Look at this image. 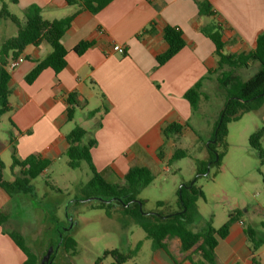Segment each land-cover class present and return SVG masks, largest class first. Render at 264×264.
I'll list each match as a JSON object with an SVG mask.
<instances>
[{
    "label": "crops",
    "instance_id": "crops-1",
    "mask_svg": "<svg viewBox=\"0 0 264 264\" xmlns=\"http://www.w3.org/2000/svg\"><path fill=\"white\" fill-rule=\"evenodd\" d=\"M209 2L216 13L215 19L224 27L226 53L254 51L258 37L264 34V0ZM4 3L23 24L26 22L24 12L31 6L41 8L43 19L50 22L76 15L62 40L68 54L67 66L61 73L57 75L48 68L32 84L25 81L37 63L52 53L47 42L29 45L22 54L25 61L9 71L11 111L0 121L8 122L13 137L11 133L8 139L0 136V160L8 150L12 154L13 149L21 161L37 156L51 162L41 175L46 176L54 162L66 155L69 147L66 136L80 125L88 133L86 141L91 138L97 141L91 151L93 164L107 180L123 183L133 167L148 168L154 176L169 172L176 145L165 139L163 129L172 123L186 124L192 120L195 113L185 94L207 77L209 70L218 68L215 45L201 32L211 20L200 15L195 0H114L97 14L69 6L67 0H18L17 4L0 0V11ZM10 5L20 15L12 13ZM3 21L6 20L0 21V26L7 27ZM167 25L183 31L186 46L165 65L159 66L157 58L169 47L164 39ZM151 28L150 32L146 31ZM16 35L0 33V49L7 39ZM85 41L93 42V46L84 54H77L76 46ZM114 46L123 47L125 54L115 52ZM216 76H210L205 82V93ZM71 94L77 95L79 104L73 120L68 117ZM93 100L98 106L87 109ZM207 105L203 100L198 111L207 126L212 122V137L219 112L213 108L207 116L204 113ZM96 110L100 112L91 116ZM262 111L264 105L254 112ZM19 173L20 168L15 169L11 180ZM30 199L33 194L9 196L0 189V212L9 216L0 227V264H24L26 261L25 254L8 233L16 231L11 225L12 205L27 203ZM165 208L166 213L178 211V201ZM254 214L264 219V205L254 207ZM245 226L246 221L241 218L232 225L228 237L220 240L216 248L219 264H264V244L253 253ZM256 226L253 228L264 237V220ZM166 244L168 252L155 251L151 245L142 264H192L187 259L191 252L181 253L179 239ZM143 248L142 243L136 257H141Z\"/></svg>",
    "mask_w": 264,
    "mask_h": 264
},
{
    "label": "trees",
    "instance_id": "trees-1",
    "mask_svg": "<svg viewBox=\"0 0 264 264\" xmlns=\"http://www.w3.org/2000/svg\"><path fill=\"white\" fill-rule=\"evenodd\" d=\"M114 0H67L69 6H76L79 10H85L97 14ZM17 4L18 0H11ZM199 13L202 17L210 19L211 22L201 28V32L209 38L215 45V56L218 60V68L209 70V75L199 81L193 88L185 94L191 105L193 113L199 110L203 100L208 99L207 93L203 91L204 84L210 76L217 75L219 89L225 92V104L214 125L212 138L207 145L209 158L207 161L198 162V176L205 175L208 167H217L218 175L227 150V138L229 135V124L239 122L245 115L259 110L264 105V34H261L256 42L254 51L250 53L228 54L226 53L227 43L223 40L224 27L215 19L216 13L209 0H195ZM26 22L21 21L8 10L4 3L0 11V21L6 20L16 25L18 33L15 37L7 39L0 49V120L11 111L10 105V72L7 67L12 60L19 58L29 45L39 46L42 42H47L52 53L43 61L37 63L33 71L25 78L28 84H32L40 74L51 68L58 75L67 66V49L63 45V37L71 27L76 14L61 20L47 21L42 17V10L37 6H31L24 12ZM152 30H146L150 32ZM164 39L168 44V50L157 58L159 66L165 65L175 57L185 46L184 33L180 28L167 25L164 28ZM93 46V42L85 41L76 46L75 52L84 54ZM252 64H258V71L247 81H242L236 74L239 69H248ZM68 117L74 119L77 102V95L71 94L68 99ZM100 110L91 113V116L98 114ZM224 114L223 118L222 115ZM222 118V120H221ZM191 129L190 124L172 123L163 129V135L167 141L176 145V149L171 160L172 164L176 160L186 158L187 152L178 146L180 145L185 130ZM194 131V130H193ZM87 131L80 125H76L66 136L69 145L66 152L68 166L72 170L81 167L82 162L88 164L93 177L88 187L104 192L109 200L121 199L111 203L129 207H124L127 214L131 216L146 232L147 239L152 242L153 250H165L168 252L167 241L179 239L181 241V253L191 254L187 259L192 264H219L216 258V248L220 240L228 237L232 225L241 219L240 215L230 214L228 222L219 230L209 224L202 231H194L191 226L194 224L198 214L197 203L200 198H204L202 190L192 183L183 186L178 192V211L171 213H147L141 211L140 205L134 200L139 199L144 189L154 181V174L145 167H133L125 175L123 183H113L107 180L104 174L99 173L92 160V149L97 146V141L93 138L86 141ZM11 137L13 134L11 132ZM250 146L259 156L260 163L264 165V128L256 131L249 140ZM219 148L223 151L219 152ZM12 169L20 168V173L11 181L4 177V165L0 160V189L9 196L21 193L34 194L33 181L40 177L50 166L51 162L43 160L37 156H30L26 160L18 159L16 149L12 153ZM264 180V178H263ZM159 204L158 207H163ZM103 207L105 205L103 204ZM8 214L0 212V227L8 221ZM245 235L251 244L253 253L264 244V237H261L256 229L250 226L244 227ZM8 235L26 256L24 264H40L39 256L26 245L24 235L19 232H9ZM61 246L66 253L73 256L77 253V242L72 237L62 236ZM60 242V241H59ZM60 244V243H59ZM142 247V242L138 243L133 250L124 252L121 250L107 251L103 258L97 260L95 264H103L104 259L110 257L112 264H127L135 259ZM55 254L50 258V264Z\"/></svg>",
    "mask_w": 264,
    "mask_h": 264
},
{
    "label": "rangeland",
    "instance_id": "rangeland-1",
    "mask_svg": "<svg viewBox=\"0 0 264 264\" xmlns=\"http://www.w3.org/2000/svg\"><path fill=\"white\" fill-rule=\"evenodd\" d=\"M10 11L20 15L12 5ZM2 24L8 25L0 26L1 34L16 35V25L10 21ZM257 71L258 64H252L248 69L237 70L236 74L242 81H247ZM216 78L206 90L208 99L205 104L208 105L204 107V113L207 116L213 108L220 114L225 104V92L219 89ZM97 106L98 102L93 100L87 109L93 110ZM189 124L194 131L188 129L179 146L188 156L174 161L169 172L157 173L153 183L142 191L143 212L166 213L165 207L178 201L181 188L194 183L204 193V198L197 203L198 214L191 226L194 231H202L209 224L219 230L228 222L230 214L240 215L247 226L258 227L256 225L264 219L254 214V207L264 205V165H261L249 140L256 131L264 128V111L252 112L239 122L229 124L227 150L217 176V167H208L205 175L197 174L198 162L209 158L207 145L208 139L212 138V122L207 126L201 111H198ZM10 133L11 128L3 119L0 121V136L8 139ZM222 151L219 148V152ZM68 160L66 155L63 156L50 167L48 175L33 181V199L12 205L13 229L24 235L27 247L39 256L40 264H47L53 254L51 264H95L107 251L118 249L128 252L140 242L144 245L141 257L127 264H142L152 245L146 232L127 214L126 206H110L111 203L99 200L86 201L90 198L110 200L104 192L88 187L93 174L87 163L82 162L79 169L72 170ZM1 161L5 179L11 180L13 159L10 150L1 156ZM158 202L165 207H158ZM63 235L77 242L75 256L66 253L59 244ZM112 263L110 257L103 261V264Z\"/></svg>",
    "mask_w": 264,
    "mask_h": 264
},
{
    "label": "built area",
    "instance_id": "built-area-1",
    "mask_svg": "<svg viewBox=\"0 0 264 264\" xmlns=\"http://www.w3.org/2000/svg\"><path fill=\"white\" fill-rule=\"evenodd\" d=\"M113 50L121 55L125 54V50L121 46H114ZM25 61V58L21 55L19 58L16 60L10 61L7 69L8 71H13L16 68H18L23 62Z\"/></svg>",
    "mask_w": 264,
    "mask_h": 264
},
{
    "label": "water",
    "instance_id": "water-1",
    "mask_svg": "<svg viewBox=\"0 0 264 264\" xmlns=\"http://www.w3.org/2000/svg\"><path fill=\"white\" fill-rule=\"evenodd\" d=\"M223 116H224V114L222 115V118H223ZM222 118H221V120H222ZM193 185V183L191 184V186ZM96 200H99V201H101V202H103V203H108V204H110V203H113V202H115V201H117V202H119V203H122V200L121 199H118V198H116V199H112V200H110V201H106V200H103V199H98V198H90V199H88V200H86V201H96ZM134 202L135 203H138L139 205H140V208H141V211H142V203L139 201V200H134ZM126 207H129L130 206V204H127V205H125ZM153 214V213H152ZM61 243H62V241H61ZM60 243V244H61ZM50 262V259L48 260V262H47V264ZM51 264V263H50Z\"/></svg>",
    "mask_w": 264,
    "mask_h": 264
}]
</instances>
